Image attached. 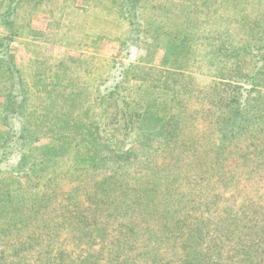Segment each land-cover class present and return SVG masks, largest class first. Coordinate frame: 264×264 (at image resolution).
<instances>
[{
    "label": "trees",
    "instance_id": "16d2710c",
    "mask_svg": "<svg viewBox=\"0 0 264 264\" xmlns=\"http://www.w3.org/2000/svg\"><path fill=\"white\" fill-rule=\"evenodd\" d=\"M53 1L0 0V25L5 32L0 36V92L4 96L0 110L8 129L0 149V178L8 174L5 186L17 183L21 188L15 198L0 187V264H170L168 256L176 264H264V160H233L228 165L218 160V154L213 160L201 159V146L179 141L181 125L170 92L162 103L149 102L144 108V101L134 100L138 108L127 102H122L123 107L118 93L122 83L117 79L102 81L92 98L89 82L65 94L70 86L57 83L60 71L50 76L39 73L30 82L16 67L10 43L22 37L41 38L30 24L35 6L50 7L49 27L58 33L45 38L49 41H60L61 35V43L70 44L76 40L69 34L73 28L79 35L85 30L80 20L63 24V5ZM98 1L99 23L93 29L92 44L114 33L111 26L119 18L128 20L138 34L153 31L158 13L167 9L153 0ZM108 4L112 13L104 17ZM199 13L182 5L177 15L196 26L201 24ZM166 24L154 25L157 29ZM257 35L245 36L247 43L239 40L242 52L237 65L248 62L259 46ZM180 37V43L188 41L186 34ZM220 38L236 42L233 35ZM183 54L164 52L165 68H174L172 64ZM32 64L45 66L47 60ZM184 84L174 90L189 88ZM38 85L45 95L36 99V105L33 87ZM213 104L225 111L217 119L221 127L209 130L214 135L199 136L206 138L203 146L210 143L209 154L218 149H214L215 140L227 135L228 120H238L245 127L253 118L241 112L231 117L228 110L233 100L218 94ZM178 106L183 108V102ZM85 107L89 110L79 115ZM254 111L253 107L248 113ZM149 122L160 124L156 139L166 144L163 153H157L155 160H149V154L141 160L132 155L130 160L116 147L114 132ZM50 134L77 144L71 147L70 160H56L68 150H52L45 156L48 160H37L44 154L35 145ZM260 144L258 140L254 147L264 148ZM189 150L193 160L184 159ZM160 155L162 160H157ZM253 172L260 180H250ZM62 176L64 189L57 182Z\"/></svg>",
    "mask_w": 264,
    "mask_h": 264
},
{
    "label": "rangeland",
    "instance_id": "374dc122",
    "mask_svg": "<svg viewBox=\"0 0 264 264\" xmlns=\"http://www.w3.org/2000/svg\"><path fill=\"white\" fill-rule=\"evenodd\" d=\"M153 1L162 2L166 6L165 12L161 9L158 13L157 22H166L167 26L159 25L156 29L154 24L157 22H155L153 26L156 31L146 32L145 29V32L138 34L128 20L123 21L119 18L111 26L114 33L98 44H92L93 29H96L98 27L96 24L99 23L96 18L99 8L98 0L53 1L59 7L63 5L61 6L65 16L62 20L63 24L73 19L85 24V30L80 35L74 28L72 32H69L71 36L76 37V40L70 44L61 43L63 40L61 35L60 41L45 39L57 34L58 31L49 27L50 7L35 6L30 17V24L36 31L35 35L41 38L35 40L37 38L22 37L10 43L16 67L26 74V79L30 82L35 81L36 79L32 77L39 76V73L54 74L60 71L61 75L59 82L56 80L57 83L70 86L65 94H68L74 86L78 87L77 85L89 82L92 98L97 96L95 91L102 81L117 79V83H122L118 93L120 92L123 107L125 104L122 102H127L132 108H138L134 105V100L139 103L144 101V108L149 102L155 103L159 100L162 103L167 100L170 92L169 100L174 105L173 112L181 125L179 141L188 142L189 145L190 142H194L197 146H201L198 152L201 159L213 160L218 154V160L228 165L233 160H256L254 162L257 163L259 160H264V148L261 147L264 145V0ZM182 5L194 13L200 12L198 16L201 24L194 26L189 21H182V18L177 15ZM111 9V5L108 4V9H103V16L111 14ZM243 28L250 29L246 31ZM243 32L249 35H244ZM256 33H258L257 40H261L258 44L263 47V50L255 46L254 51L247 58L248 62L244 60L237 65V57L242 52L239 46L248 42L245 36L251 38ZM85 34L89 37L85 38ZM181 34H186L187 42L180 43L183 38L180 37ZM227 34L234 36L236 41L234 44L228 43L223 38L221 40L220 37H226ZM0 36H5L1 25ZM231 47L234 48L233 52L228 51ZM166 51L184 53L179 61L172 64L175 69L170 65L165 68L164 52ZM146 57H149L148 62ZM43 59L47 60L45 66L32 64L33 61H43ZM87 61H90L89 65ZM237 66L242 69L239 70ZM176 68H180L181 71ZM29 75L32 76L29 77ZM184 81L189 84V88L187 87L184 91L174 90V88L185 86ZM39 87L41 85L33 87V90H36L34 95L36 105V99L45 95ZM215 94L233 100L232 109L228 110V112L231 111V117L235 118V114L241 112L253 118L245 123V127L242 124L238 125V120H228L225 124L227 135L215 140L214 149L218 148L217 153L209 154L210 143L203 146L206 138L201 140L199 136H212L214 134H209V130L214 129L215 126L221 127L217 124V119L225 110L216 108L218 106L213 104ZM3 101L4 96L0 92V104ZM179 102H183V108H179ZM247 106L249 108L244 109ZM253 107L255 111L248 113ZM88 110L89 107H85L78 114L83 115ZM7 130L2 122L0 110V149ZM159 132L160 124L153 122L136 125L134 129L128 131L114 132L118 142L116 147H121L122 153L131 158L130 160L134 159L132 155L139 160L151 155L152 158L149 160H155L154 157L157 153H163L166 145L161 139H156ZM149 136L154 138V142ZM258 140H260L261 149L254 147ZM75 145L77 144H69L67 141L58 139L57 135L50 134L36 143L37 150L44 154L41 158L37 157V160H48L45 156L52 150H68L56 160H70L69 158L74 154L71 147ZM189 154L190 150L184 154L185 160H193V156ZM161 156L157 157V160H160ZM64 168L67 170L68 166ZM108 168L113 167L108 166ZM5 176V178L10 177L8 174ZM64 177L57 181L63 189L67 187ZM68 177L70 178V175ZM5 178H0L1 190H8L11 196L17 198L20 194V185L11 183L5 186V182L8 181ZM247 179V177L243 178V180ZM250 180L258 181L260 178L256 172H253ZM169 261H171L170 264H176L171 256L166 257V263Z\"/></svg>",
    "mask_w": 264,
    "mask_h": 264
}]
</instances>
